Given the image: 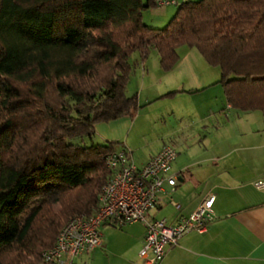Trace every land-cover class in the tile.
Wrapping results in <instances>:
<instances>
[{"label": "trees", "instance_id": "16d2710c", "mask_svg": "<svg viewBox=\"0 0 264 264\" xmlns=\"http://www.w3.org/2000/svg\"><path fill=\"white\" fill-rule=\"evenodd\" d=\"M174 6L158 29L142 22L156 0H0V264H44L66 223L96 210L116 144L94 126L139 111L134 53L155 49L168 72L195 48L231 108L264 114V0Z\"/></svg>", "mask_w": 264, "mask_h": 264}, {"label": "crops", "instance_id": "0c3cea01", "mask_svg": "<svg viewBox=\"0 0 264 264\" xmlns=\"http://www.w3.org/2000/svg\"><path fill=\"white\" fill-rule=\"evenodd\" d=\"M184 1L188 0H176L177 4ZM167 16L160 18L166 20ZM179 49V61L168 72L160 69L155 49L151 50L150 65L146 60L141 69H133L138 82L133 94L140 107L137 116L95 124L94 141L115 143V150L125 148L138 165L147 163L164 146L176 150L170 171L177 176L175 190L165 188L158 194L160 205L148 213L149 218L172 225L188 218L208 194L215 197V219L206 232L182 236L177 245L166 249L161 264H264V188L253 186L264 184V114L231 108L216 84L220 71L197 62L191 50L181 57ZM171 92L177 93L159 99ZM154 105H162L164 110L152 111ZM143 109L150 111L147 118L158 117L166 125L164 139L154 141L147 151L130 141ZM106 225L114 227L110 222L102 227ZM136 225L142 226L140 234L132 235L127 248L133 254L117 257L115 264H143L138 252L145 228L139 223L129 226ZM104 252L103 241L73 262L103 264Z\"/></svg>", "mask_w": 264, "mask_h": 264}, {"label": "built area", "instance_id": "2783aa9c", "mask_svg": "<svg viewBox=\"0 0 264 264\" xmlns=\"http://www.w3.org/2000/svg\"><path fill=\"white\" fill-rule=\"evenodd\" d=\"M157 6L176 5V0H156ZM177 152L171 146L162 147L147 163L136 164L125 148L114 150L106 157L110 171L92 214L81 213L71 218L61 229L54 245L42 253L44 264H74V260L93 252L102 245L101 227L107 222L122 228L141 223L145 228L144 243L138 252L143 264H161L166 249L177 245L190 233H205L215 219V197L208 194L188 218L167 225L164 220L149 218L148 213L160 205L158 194L165 188L175 190L177 176L171 165ZM263 189L262 182L253 184ZM172 205L178 208L177 204Z\"/></svg>", "mask_w": 264, "mask_h": 264}, {"label": "rangeland", "instance_id": "374dc122", "mask_svg": "<svg viewBox=\"0 0 264 264\" xmlns=\"http://www.w3.org/2000/svg\"><path fill=\"white\" fill-rule=\"evenodd\" d=\"M188 1H198V0H188ZM176 9H177V6L172 5V6H157L154 9L145 10L142 13V16H143L142 22L144 25L148 27L162 29L166 27V25L172 19V17L174 16L176 12ZM165 12H168V16H167V13L165 14ZM164 16H167L168 18L166 20H163L160 18ZM179 48H178L179 49L178 52L181 55V57H183L182 54L185 51L191 50L192 55L194 57L196 56L197 62L204 64L205 66L207 65V63L199 55V53L196 51L195 48H190L187 46H181ZM151 50L146 59L147 63L150 62L151 57H152ZM129 62L133 69L135 68L136 70L141 69L142 62H141V59L138 53H134L130 57ZM150 64L151 63H149V65ZM210 68L211 70H216V72H219L218 68H214V67H210ZM136 70L132 71L131 76H130V81L128 85L126 86L125 93L127 96H133V94L137 91L138 82H136V80L134 79V77L136 76ZM161 106L162 105H154L151 110L152 111L161 110L163 108ZM147 112H150V111H148L147 109H143V111H141L139 118L136 121L137 122L135 125L136 127L134 126V132L132 136L130 137V141L132 140V143L135 144V146L141 151H147L150 145L154 143V141L157 142V140L161 141L162 139H164V134H165V129H166V125L163 126L162 124L163 120L158 119V117H156L155 119H149L147 118L148 116L146 115ZM140 123H141V127H140ZM141 228H142L141 225H136V226L128 225V226L122 227L121 229L117 227H112L110 225H106L102 227L100 230V233L106 245V252H104L103 254L106 258H104L102 263L107 264V262L111 261V264H115L114 262H116V260H118L119 257H130L133 254V252L131 249L127 250V248L132 242V235L140 234ZM132 229L133 230L137 229V230L130 231ZM115 257L116 259H114Z\"/></svg>", "mask_w": 264, "mask_h": 264}]
</instances>
